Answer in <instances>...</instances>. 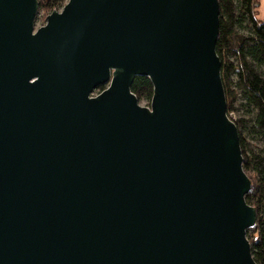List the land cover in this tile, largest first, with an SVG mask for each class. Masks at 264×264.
Segmentation results:
<instances>
[{"label": "water", "instance_id": "water-1", "mask_svg": "<svg viewBox=\"0 0 264 264\" xmlns=\"http://www.w3.org/2000/svg\"><path fill=\"white\" fill-rule=\"evenodd\" d=\"M38 6L0 0V264H256L218 0Z\"/></svg>", "mask_w": 264, "mask_h": 264}, {"label": "trees", "instance_id": "trees-1", "mask_svg": "<svg viewBox=\"0 0 264 264\" xmlns=\"http://www.w3.org/2000/svg\"><path fill=\"white\" fill-rule=\"evenodd\" d=\"M66 1L38 0V10L52 12ZM218 4L215 48L221 62L227 115L237 126L242 168L251 181L245 201L257 214L254 226L246 230V237L252 258L256 264H264V147L249 141V137L264 141V15L261 18L256 15L255 0H218ZM131 85L138 100L149 105L153 93L150 80L138 75Z\"/></svg>", "mask_w": 264, "mask_h": 264}, {"label": "rangeland", "instance_id": "rangeland-1", "mask_svg": "<svg viewBox=\"0 0 264 264\" xmlns=\"http://www.w3.org/2000/svg\"><path fill=\"white\" fill-rule=\"evenodd\" d=\"M255 2H256L255 13H256V15H258L259 18H261V16L264 15V0H255ZM37 12H38V14H37V16L35 18V22H34L35 28H38V27L44 25L46 23L45 22L46 16L49 13H51L47 9L46 10L40 9ZM99 91L100 90H96L95 93H97ZM140 104L146 105L144 101H140ZM231 115H232V117H235V114H231ZM249 141L258 147H264V141L257 140L255 138H251V137H249Z\"/></svg>", "mask_w": 264, "mask_h": 264}, {"label": "built area", "instance_id": "built-area-1", "mask_svg": "<svg viewBox=\"0 0 264 264\" xmlns=\"http://www.w3.org/2000/svg\"><path fill=\"white\" fill-rule=\"evenodd\" d=\"M147 106H149V105H147Z\"/></svg>", "mask_w": 264, "mask_h": 264}]
</instances>
